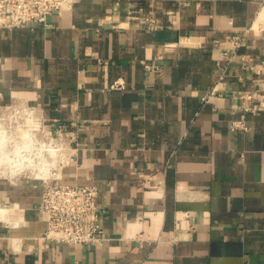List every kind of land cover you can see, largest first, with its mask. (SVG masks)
<instances>
[{"label": "crops", "instance_id": "1", "mask_svg": "<svg viewBox=\"0 0 264 264\" xmlns=\"http://www.w3.org/2000/svg\"><path fill=\"white\" fill-rule=\"evenodd\" d=\"M249 26L220 74L214 39ZM244 90L264 95V0H75L0 26V107L21 103L66 154L47 177L0 175L17 220L0 219V264H264V107L238 110ZM51 177L99 186L107 238H39Z\"/></svg>", "mask_w": 264, "mask_h": 264}, {"label": "built area", "instance_id": "2", "mask_svg": "<svg viewBox=\"0 0 264 264\" xmlns=\"http://www.w3.org/2000/svg\"><path fill=\"white\" fill-rule=\"evenodd\" d=\"M75 0H0V26L12 28L26 26L32 22L45 23L47 16L53 11H61L72 7ZM169 21L177 25L173 10H167ZM157 26V23L151 27ZM250 26L242 33L227 35L224 39H214L223 62L217 61L220 74L237 56L238 49L245 43ZM151 67L149 64H145ZM157 67V64L154 65ZM110 87H122L121 81L114 80ZM263 96L256 90H244L236 94V108L245 115L255 108L264 107ZM259 99L254 101V99ZM229 129L249 130L246 116L232 118L227 122ZM64 129L63 125H59ZM99 186L96 183L65 182L59 177L44 178L38 202L41 214L42 229L39 238L42 240L65 242L70 244L94 245L107 238V233L100 223L97 205ZM185 227L195 228V222L188 210L183 211Z\"/></svg>", "mask_w": 264, "mask_h": 264}, {"label": "bare ground", "instance_id": "3", "mask_svg": "<svg viewBox=\"0 0 264 264\" xmlns=\"http://www.w3.org/2000/svg\"><path fill=\"white\" fill-rule=\"evenodd\" d=\"M20 105L21 103L15 102L11 107L2 110L0 113V174H8L10 177L21 175L47 177L52 174L50 169L55 167L60 160V156H57L59 153L56 150L63 146V139L60 137L58 140H54L51 136V139L48 138L47 143H45L42 140L45 139L43 138L44 135L41 134L40 136L34 131L32 133L21 132L22 135L18 136L17 134L16 136V133H13L14 126L6 120L14 115L15 110L22 108ZM27 117L29 116L27 115ZM8 209L6 204L0 202V219L7 220L12 225L17 224V220L10 219Z\"/></svg>", "mask_w": 264, "mask_h": 264}, {"label": "rangeland", "instance_id": "4", "mask_svg": "<svg viewBox=\"0 0 264 264\" xmlns=\"http://www.w3.org/2000/svg\"><path fill=\"white\" fill-rule=\"evenodd\" d=\"M13 104H8L7 105V107L5 108V107H0V111H2V110H6L7 108H9V107H11ZM18 111H20V109H17V110H15V112H14V115H11L10 116V118H9V120H6V121H10L11 123H12V125L14 126L13 127V133H16L15 135L17 136V134H18V136H20V135H22L21 134V132L23 133V132H31L32 133V131H34V132H37V134L38 135H40L41 136V134L42 135H44V137L43 138H45V139H42V137H41V139L43 140V141H45V143H47V140H48V138H50L51 139V136H52V139H53V137H54V135L51 133V132H49L47 129H46V127H44V126H41L39 123H36L32 118H30V117H25L24 116V114L21 116V114H18V113H20V112H18ZM16 113V114H15ZM15 117H16V119H15ZM25 117V118H24ZM25 119V120H24ZM27 120V121H26ZM27 122V123H26ZM16 124V125H15ZM39 127V128H38ZM14 129H15V131H14ZM20 133V134H19ZM55 140H58V138H54ZM41 140V141H42ZM44 143V142H43ZM49 143H52V142H49ZM57 143V142H56ZM64 146V145H63ZM63 146H61V148L60 149H57L56 151L59 153H57L58 155L57 156H60V160H62V159H64L65 157H66V154H65V149H63L62 147ZM60 152H62L61 154H60ZM60 160H59V162H60ZM59 162H58V164H59ZM58 164L55 166V167H52L50 170L51 171H55L56 169V167L58 166ZM0 175H2V176H5L6 178H8V179H12V180H21V179H23V180H36V178L37 177H35V176H28V175H21V176H18V177H10L8 174H0ZM25 177V178H24ZM2 203H4V204H6L7 206H8V215L10 216V219H13V220H16V219H14L13 217H12V215H11V212H10V205H9V203H7V201H3ZM6 222H8L7 220H5Z\"/></svg>", "mask_w": 264, "mask_h": 264}]
</instances>
